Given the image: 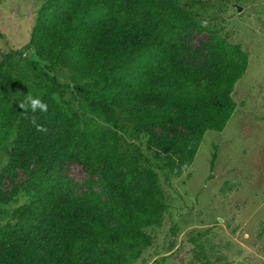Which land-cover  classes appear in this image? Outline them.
<instances>
[{"label":"trees","instance_id":"obj_1","mask_svg":"<svg viewBox=\"0 0 264 264\" xmlns=\"http://www.w3.org/2000/svg\"><path fill=\"white\" fill-rule=\"evenodd\" d=\"M240 1V0H216ZM196 25L172 0H46L31 45L51 71L72 75L83 107L107 115L103 130L65 100L70 89L29 63L50 84L37 95L47 112H24L20 77L0 66V147L10 149L6 171L29 173V204L16 208L0 229V264H134L153 244L147 233L162 224L164 192L153 170L123 144L151 127H181L188 136L150 145L163 155L166 179L180 178L194 163L208 131L222 133L237 104L232 95L249 55L224 39L209 47L211 69L182 70L178 29ZM33 95V94H32ZM36 96V95H34ZM35 119V124H33ZM36 124L46 131H37ZM101 177L93 190L64 196L50 177L58 160ZM216 154L211 159L214 168ZM0 204L8 201L0 198Z\"/></svg>","mask_w":264,"mask_h":264},{"label":"rangeland","instance_id":"obj_2","mask_svg":"<svg viewBox=\"0 0 264 264\" xmlns=\"http://www.w3.org/2000/svg\"><path fill=\"white\" fill-rule=\"evenodd\" d=\"M46 0H0V66L20 77L22 89L37 95L50 85L29 63L69 85L65 100L95 121L112 130L107 115L83 107L85 99L73 89L72 75L63 68L51 71L31 45L37 12ZM188 12L196 25L178 29L182 70L211 69L209 47L224 39L248 55V67L236 84L233 99L237 107L222 133L206 132L194 163L180 178L166 179L161 169L163 155L150 145L188 136L181 127H151L139 140L121 134L126 149L139 159L141 170L151 169L164 192L166 210L162 224L147 231L153 244L134 264H264V0L216 1L172 0ZM239 8L242 9L239 12ZM216 154L211 171V159ZM10 149L0 147V229L12 221L13 211L31 202L32 173L6 171ZM62 195L93 190L103 194L101 177L79 164L58 160L51 173Z\"/></svg>","mask_w":264,"mask_h":264},{"label":"clouds","instance_id":"obj_3","mask_svg":"<svg viewBox=\"0 0 264 264\" xmlns=\"http://www.w3.org/2000/svg\"><path fill=\"white\" fill-rule=\"evenodd\" d=\"M18 107L24 112H31L35 114L37 111L44 113L47 112L48 105L45 103L40 96L32 95L30 92L24 95V98L18 102ZM33 124H35V119H33ZM37 131H46L41 125L36 124Z\"/></svg>","mask_w":264,"mask_h":264},{"label":"water","instance_id":"obj_4","mask_svg":"<svg viewBox=\"0 0 264 264\" xmlns=\"http://www.w3.org/2000/svg\"><path fill=\"white\" fill-rule=\"evenodd\" d=\"M242 11V9L241 8H239V12H241Z\"/></svg>","mask_w":264,"mask_h":264}]
</instances>
